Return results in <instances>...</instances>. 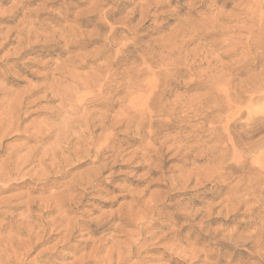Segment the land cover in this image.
<instances>
[{
	"label": "rangeland",
	"instance_id": "rangeland-1",
	"mask_svg": "<svg viewBox=\"0 0 264 264\" xmlns=\"http://www.w3.org/2000/svg\"><path fill=\"white\" fill-rule=\"evenodd\" d=\"M0 128V264H264V0H0Z\"/></svg>",
	"mask_w": 264,
	"mask_h": 264
},
{
	"label": "bare ground",
	"instance_id": "bare-ground-1",
	"mask_svg": "<svg viewBox=\"0 0 264 264\" xmlns=\"http://www.w3.org/2000/svg\"><path fill=\"white\" fill-rule=\"evenodd\" d=\"M67 10H68V9H67ZM14 13H15V12H14ZM38 16H39V15H38ZM31 32H32V31H31ZM110 32H111V31H110ZM20 43H21V42H20ZM44 44H45V43H44ZM58 48H59V47H58ZM66 52H67V51H66ZM117 56H118V55H117ZM115 58H116V57H115ZM82 77H83V76H82ZM62 108H63V107H62ZM59 109H60V108H59ZM73 109H74V108H73ZM57 110H58V109H57ZM68 111H69V110H68ZM14 118H15V117H14ZM18 124H19V123H18ZM9 125H10V124H9ZM162 125H163V124H162ZM52 126H53V125H52ZM12 127H13V126H12ZM211 128H212V127H211ZM0 129H1V128H0ZM0 132H1V131H0ZM23 135H24V134H23ZM108 136H109V134H108ZM109 141H110V140H109ZM109 141H108V142H109ZM105 144H106V143H105ZM67 145H68V144H67ZM107 145H108V144H107ZM22 146H23V145H22ZM54 148H55V147H54ZM105 149H106V148H105ZM100 150H101V149H100ZM100 150H99V151H100ZM103 150H104V149H102V151H103ZM60 153H61V152H60ZM74 153H75V152H74ZM74 153H73V154H74ZM99 155H100V154H99ZM96 158H98V156H96ZM65 159H66V158H65ZM81 163H82V162H81ZM66 164H67V163H66ZM61 165H62V164H61ZM76 166H77V165H76ZM25 167H26V166H25ZM15 168H16V167H15ZM2 171H4V170H2ZM2 171H1V172H2ZM5 172H6V170H5ZM2 174H3V172H2ZM14 174H15V173H14ZM52 174H53V173H52ZM0 175H1V174H0ZM4 175H5L6 179L9 180V179L7 178V176H6L5 173H4ZM4 175H1V177L4 176ZM8 175H9V174H8ZM11 175H12V174H11ZM5 177H4V178H5ZM9 177H10V175H9ZM1 179H3V178H1ZM20 179H21V177H20ZM11 180H12V179H11ZM16 180H17V179H16ZM4 181H5V179H4ZM0 182H1V180H0ZM2 182H3V181H2ZM1 185H2V184H1ZM3 186H4V185H3ZM3 186H2V187H3ZM71 187H72V186H71ZM78 190H79V189H78ZM22 198H23V197H22ZM67 199H68V198H67ZM63 200H64V199H63ZM12 201H13V200H12ZM15 201H16V200H15ZM57 203H59V201H58ZM61 203H62V201L60 202V204H61ZM62 205H63V204H62ZM133 205H135V204H133ZM55 208H56V207H55ZM128 213H129V212H128ZM2 214H3V213H2ZM27 216H28V215H27ZM120 216H121V214H120ZM130 216H131V215H130ZM116 217H117V216H116ZM64 218H65V217H64ZM129 218H130V217H129ZM24 220H25V219H24ZM122 221H123V220H122ZM153 221H154V220H153ZM62 222H63V221H62ZM140 225H141V224H140ZM135 242H136V241H135Z\"/></svg>",
	"mask_w": 264,
	"mask_h": 264
}]
</instances>
